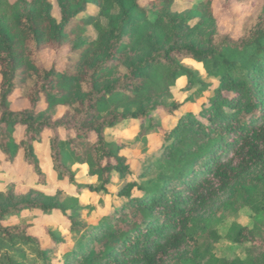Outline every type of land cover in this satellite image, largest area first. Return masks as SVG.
I'll list each match as a JSON object with an SVG mask.
<instances>
[{
	"label": "trees",
	"instance_id": "1",
	"mask_svg": "<svg viewBox=\"0 0 264 264\" xmlns=\"http://www.w3.org/2000/svg\"><path fill=\"white\" fill-rule=\"evenodd\" d=\"M58 1L60 22L52 16L47 0H35L31 6L25 0L13 4L0 0V151L5 161L13 163L23 152L24 161L43 177L35 143L50 130L55 133L52 159L59 178L68 177L75 184L65 161L68 157L87 164L90 175L98 177L101 185H89L90 190L107 191L113 174H126L128 165L119 153L120 146L107 142L105 130L129 119L153 127V119L159 118L156 112L164 110L173 116L180 108L176 103L153 102L133 112L122 110L124 104H142L168 95L181 78H187L191 86L199 84L200 91L210 89L211 84L183 65V58L202 63L218 82L208 105L199 114L181 118L168 134L170 146L159 162L157 176L125 186L119 193L126 200L124 206L106 225L85 231L84 249L79 254L67 253L66 264L194 263L192 259L202 249L195 214L232 188L236 194H251V199L260 200L257 211L264 213V22L252 27L251 19L246 20L237 40L226 35L211 39L208 46L203 42L174 43L138 59L150 27L165 25V13L177 0ZM90 7L97 13L86 14ZM187 15L181 24L172 23L169 39L178 36V30L191 18L198 17L201 23L213 20L212 0ZM90 27L97 32L96 40L83 38ZM65 45L73 46L69 69H46L40 52L45 48L58 51ZM30 76L36 80L31 87L27 85ZM18 89L30 103V109L22 112L11 109L10 98ZM42 102L46 107L38 110ZM60 106L66 112L78 106V115L73 120L55 121L52 115ZM18 126L24 128L20 140L16 138ZM61 128L74 136L61 140L57 134ZM256 172V178H251ZM136 189L143 193L141 197L132 196ZM80 209L74 206L70 210L75 214H70L58 201L50 205L29 201L0 209V240L13 249L36 245L47 261L46 250L25 227H5L3 222L24 210L46 214L57 210L70 219L73 232L79 234L86 226ZM234 242L259 244L245 227L237 228ZM73 255L76 259L71 261ZM0 264L17 263L4 254ZM225 264H264V253L250 263Z\"/></svg>",
	"mask_w": 264,
	"mask_h": 264
},
{
	"label": "rangeland",
	"instance_id": "2",
	"mask_svg": "<svg viewBox=\"0 0 264 264\" xmlns=\"http://www.w3.org/2000/svg\"><path fill=\"white\" fill-rule=\"evenodd\" d=\"M20 0H10L16 3ZM35 0H25L31 6ZM206 0H177L169 12L165 13V25L154 24L150 27L142 49L138 52L137 58L143 59L152 55L159 47L169 48L174 43L184 46L189 43H201L209 45L210 40L216 41L220 36L229 35L237 40L243 35L246 20L254 27L261 20L264 22V0H212L213 20L201 23L200 18H191L184 22L183 27L178 30L179 35L169 39V31L173 25H179L188 13L201 8ZM52 6L51 14L61 21V9L58 0H47ZM97 13V9L90 7L86 14ZM106 23L105 19H102ZM171 24V25H170ZM83 38L87 41L97 39V32L88 28ZM72 45H65L58 51L45 48L40 52V59L43 66L50 70L55 67L58 71H66L73 62L69 59L72 53ZM77 60V57H74ZM183 65L193 70L199 78L211 88L200 91V85L191 86L187 78H181L177 85L168 95L158 96L142 104H124L121 109L126 111H137L139 108L152 105L153 102L166 105L179 104L180 108L173 116L168 115L164 110L155 113L159 116L156 123L142 125L138 120H125L116 124L113 128L105 130L107 142L119 147V153L126 158L128 172L124 175L114 173L112 182L107 191L93 192L89 185L100 186L98 177L90 175L87 164L71 161L65 157L68 169L74 173L75 184L70 183L68 177L61 180L54 167L52 159L51 138L55 136L50 130H46L43 140L35 143V152L39 158L43 177L35 174L33 168L23 159V152L18 158L9 163L5 161L0 151V209L22 206L29 201H39L50 205L56 201L62 203L66 211L75 214L70 210L74 206H80L81 219L86 226L81 233L73 232L70 219L60 211H53L46 214L41 210H24L18 215H11L3 222L5 227L22 226L27 234L33 236L46 250L49 260L42 259L36 245H18L13 249L7 242L0 240V257L4 254L12 256L17 264H66V254L84 249L81 245L83 233L92 231L107 224L111 216H114L119 208L126 203V200L119 197V193L125 186L133 182L142 183L157 176L159 162L165 159L166 151L170 146L168 134L175 130L179 120L188 114H199L209 100L214 96V89L217 87V80L213 79L206 72L204 65L191 58H183ZM1 81V76H0ZM35 78L28 77L27 85H35ZM11 109L22 112L30 109V103L22 95L20 89L11 96ZM46 104L42 102L38 110H42ZM78 106L69 109L60 106L53 112L52 119L73 120L78 115ZM200 120H205L201 118ZM24 128H16V138L23 137ZM61 140L65 141L68 136H74L61 128L57 131ZM94 137L91 139L93 140ZM256 173L251 178H256ZM78 186H82L79 188ZM142 192L132 191L134 198L141 197ZM251 197V194L249 195ZM247 194L239 195L234 188L223 194L214 203L209 204L205 209L199 210L196 216V231L202 240L201 252L197 255L195 262L178 264H225L230 261H241L250 263L252 259L264 253V213L257 211L260 200L255 201ZM126 212V211H125ZM248 228L253 237L259 242L255 245L251 242L238 244L234 242L237 228ZM55 236L56 241L50 237ZM62 238L63 240H59ZM95 239V237L93 238ZM76 250V251H74ZM87 250V248H86ZM21 251L25 256L20 255ZM73 255L71 261H74ZM187 257V256H183ZM173 261L171 264H174Z\"/></svg>",
	"mask_w": 264,
	"mask_h": 264
}]
</instances>
